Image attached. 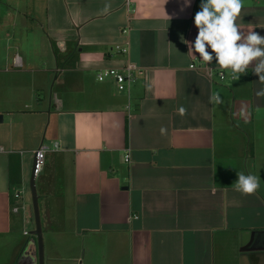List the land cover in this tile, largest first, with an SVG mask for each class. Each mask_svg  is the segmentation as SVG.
Listing matches in <instances>:
<instances>
[{"label":"crops","instance_id":"crops-1","mask_svg":"<svg viewBox=\"0 0 264 264\" xmlns=\"http://www.w3.org/2000/svg\"><path fill=\"white\" fill-rule=\"evenodd\" d=\"M199 4L0 0V264L31 241L13 195L47 135L44 264H264V84L189 55ZM238 23L264 36V0H244ZM126 64L142 71L126 96L96 81ZM65 75L80 93L67 109L52 92ZM237 171L260 177L255 195L234 190Z\"/></svg>","mask_w":264,"mask_h":264},{"label":"clouds","instance_id":"clouds-1","mask_svg":"<svg viewBox=\"0 0 264 264\" xmlns=\"http://www.w3.org/2000/svg\"><path fill=\"white\" fill-rule=\"evenodd\" d=\"M192 0H184V7H190ZM244 7V0H200L199 10L193 18L197 35L194 41L182 39L188 45V53L198 57L205 66L215 61L221 79L233 81L247 75L249 69L264 84V36L252 27L244 29L238 20ZM183 11V8L181 9ZM170 18V17H169ZM257 96H264V88ZM209 103H223L219 92H213ZM180 107L179 115L186 114ZM165 130L161 129L163 133ZM237 179L233 183L235 191L243 196L255 195L260 188V177L237 171Z\"/></svg>","mask_w":264,"mask_h":264},{"label":"built area","instance_id":"built-area-1","mask_svg":"<svg viewBox=\"0 0 264 264\" xmlns=\"http://www.w3.org/2000/svg\"><path fill=\"white\" fill-rule=\"evenodd\" d=\"M116 49L122 54L126 52V49H121V48H116ZM13 62L16 66L17 65L19 66V60L17 57L14 58ZM189 69L196 70V66L194 64H191L189 66ZM141 75H142V71L140 69L136 68L135 66L131 64H126L120 70L113 69V68L99 70L96 73L95 78H96V81L98 82H104L105 80H112L118 92L129 93L131 84L134 83L136 78ZM203 75L209 81H212L214 77V72L210 68L204 67ZM216 77L220 81H223L225 79V78L221 79L220 72L216 74ZM47 153H48L47 148H45L42 145L38 149L33 151V167H32L31 173L33 174L35 179H37L40 176L44 168ZM124 159H125V162L127 163L129 162V150H126ZM13 198L16 201H18L19 204L12 208V212L18 214L21 211H23L25 208L24 204H22V194L20 192L15 193L13 195ZM24 235L27 236L28 234L25 232Z\"/></svg>","mask_w":264,"mask_h":264},{"label":"rangeland","instance_id":"rangeland-1","mask_svg":"<svg viewBox=\"0 0 264 264\" xmlns=\"http://www.w3.org/2000/svg\"><path fill=\"white\" fill-rule=\"evenodd\" d=\"M63 78L65 79V84L62 88H58L57 86L53 88V97L56 96L57 93L58 94V98L60 97L63 100V104H64V108L67 109L68 105H72V98L75 96L80 95V93L75 89L72 88V76L71 75H65L63 76ZM117 90V89H116ZM41 93V92H40ZM51 93V91H50ZM121 96H126L127 92H120ZM48 97V95H47ZM49 98V97H48ZM54 102V101H53ZM55 104V102L53 103ZM51 110L53 111L56 108V105L52 106L51 105ZM49 108H47L48 111ZM49 112V111H48ZM48 117V114L46 116V118ZM48 124V119H47V123ZM44 145L45 148L46 147H51L52 141L49 140L48 135L44 138ZM39 147V146H38ZM36 150V149H35ZM28 158V179L25 182V185L22 188H19V191L22 192L23 194V200H22V204H24L25 207H27V210L30 212V214H32V200H31V192H30V177H31V172H32V167H33V155L31 156V154H27L26 156ZM44 170H42L41 174H40V178L41 176L44 174L43 172ZM35 185H36V192L40 194V196L43 194V191L40 190V180L37 178L35 179ZM39 196V195H38ZM41 200V198H40ZM31 217L33 218V216L31 215ZM34 229V223H33V219L31 223H28L26 225H24V230L26 231L27 234H29L32 230ZM27 238H31V241H35V238L31 235H28ZM7 250V248H6ZM4 259V258H3ZM3 259L0 256V263L1 261L3 262Z\"/></svg>","mask_w":264,"mask_h":264},{"label":"water","instance_id":"water-1","mask_svg":"<svg viewBox=\"0 0 264 264\" xmlns=\"http://www.w3.org/2000/svg\"><path fill=\"white\" fill-rule=\"evenodd\" d=\"M30 192L32 200V216L34 223V229L30 232V235L35 238V241H29L25 245L17 264H44L42 226L38 205L39 197L36 192L35 178L32 173L30 177Z\"/></svg>","mask_w":264,"mask_h":264},{"label":"flooded vegetation","instance_id":"flooded-vegetation-1","mask_svg":"<svg viewBox=\"0 0 264 264\" xmlns=\"http://www.w3.org/2000/svg\"><path fill=\"white\" fill-rule=\"evenodd\" d=\"M19 259V258H18Z\"/></svg>","mask_w":264,"mask_h":264}]
</instances>
